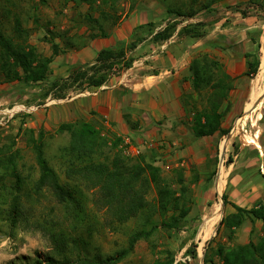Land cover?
Segmentation results:
<instances>
[{
	"label": "rangeland",
	"instance_id": "obj_1",
	"mask_svg": "<svg viewBox=\"0 0 264 264\" xmlns=\"http://www.w3.org/2000/svg\"><path fill=\"white\" fill-rule=\"evenodd\" d=\"M246 1L221 0L205 9L208 0H163V7L155 0H114L115 6L110 5L109 1L107 5L97 3L90 8L74 0H0V29L15 41L26 39L38 50V54L45 56L52 52L51 42L83 45L87 38L100 36L97 25L108 33L120 20L130 18L144 22L139 25L143 29L137 34L145 38L143 42L147 45L152 44L154 42L150 40L146 24L151 22L155 27H165L170 18L164 9L167 7L192 15L191 18L178 17L179 26L200 20L209 23L214 19H220L219 23L225 25L232 22L235 16H242L241 12H246V17L254 18L260 24L257 30L261 37V65V57L264 56V11L248 5ZM236 5L240 6V12L233 11ZM210 10L214 12L211 14ZM89 16L97 23L89 22ZM17 24L22 31L21 36L17 32ZM211 28L210 25L204 29ZM201 43L200 40L187 39L183 45L192 46L190 52H200L204 46ZM148 48L152 50L151 46ZM138 50L137 57H141ZM147 61H151V58ZM261 68L262 71L257 72L259 76L254 90L260 94L264 92V58ZM257 74L250 76L237 90L232 88L228 100L221 107L223 127L230 134L228 141L226 135L218 134L206 138L192 137L187 118H192L190 107L185 111L184 120L176 122L168 130L162 126V122H157L147 124L139 131L142 125L137 121L135 129L138 132L133 134L135 139L132 145L143 143L145 147L142 152L139 155H125L122 148L117 150L129 162L143 159L159 169L158 185H152L147 195V199L153 203L161 186L166 185L173 190L179 188L175 184L174 173L181 170L187 188L188 213L178 231L159 227L148 239L140 240L134 250L116 264H166L171 260L173 264H203V255L209 243L213 249L218 244L230 248L246 244L250 239L257 241L262 236V223L250 218H246L241 228L230 231L220 227L215 232L219 220L234 212L228 204L224 205L220 219L210 217L215 206L222 212L224 195L229 203L246 209L264 204V98L258 104V116L253 118V124L247 119L249 112L246 110ZM55 79L48 75L44 82L27 86L7 81L0 69V148L4 154L8 150L18 152L17 165L25 178L22 201L26 212V221L16 227L10 226L4 211L8 208L9 187L8 183L4 186L0 182V208L3 210L0 212V264H97L98 260L124 248L130 234L144 227L142 215L124 224L105 220L102 212L92 204L93 193L84 185L77 188L80 191L77 197L81 200L79 212L58 204L47 190L38 196L33 194L38 169L28 142V130H34L35 135L42 132L44 153L49 164L62 183L74 184L67 181L64 175L68 162L73 160L65 150L69 135L66 132L57 133L55 125L47 121L48 110L63 101L52 96L44 97L48 84ZM75 91L76 88L69 90L68 98ZM191 101V105L201 106L199 100L191 98ZM223 146L225 153L220 161ZM113 152L105 149L104 156H94L93 160L102 161ZM207 217L208 223L202 224ZM153 219L155 223H160L163 216L157 213ZM57 237L61 238L60 243L54 241ZM191 249L197 254L195 259L187 253ZM214 260L217 262V258Z\"/></svg>",
	"mask_w": 264,
	"mask_h": 264
},
{
	"label": "trees",
	"instance_id": "obj_2",
	"mask_svg": "<svg viewBox=\"0 0 264 264\" xmlns=\"http://www.w3.org/2000/svg\"><path fill=\"white\" fill-rule=\"evenodd\" d=\"M74 1L85 4L89 8L97 3L107 5L109 1L110 5L115 6L114 0ZM220 1L208 0L205 9ZM246 2L254 8L264 11V0H247ZM239 7L238 5L234 6L233 11L240 12ZM165 12L170 17L165 27L156 29L151 22L146 24L149 27L148 31L152 42L167 41L175 35L179 39L202 40L209 47L216 48L211 39L205 40L206 30L204 28L214 25L220 19H214L209 23L200 20L179 26L178 17L191 18L192 15L183 14L180 10H174L171 7L165 8ZM212 12L214 10L209 11L211 14ZM102 15L106 14L102 13ZM241 15L246 17V12H241ZM87 20L97 23L90 16ZM96 28L100 36L106 35L100 30L99 25ZM142 29L143 26L135 28L131 42L127 44L118 42L114 47L100 50L93 64L77 67L67 77L57 78L50 82L44 94L45 99L49 96L54 99H64L68 95L67 92L75 88L76 91H79L88 87H100L111 77L119 76L123 71L131 68L134 62V57L131 54L137 45L145 40L144 37L137 34ZM17 32L21 36L22 31L19 24H17ZM259 45L258 43L255 54H245V57L251 58L248 61L247 75L255 76L260 71L259 66H262L264 56L261 57L260 65ZM50 46L52 55H56L58 53L57 45L51 42ZM218 47L221 48V45ZM0 51V69L9 82L16 81L27 86L35 85L44 82L50 73L51 56L45 57L38 54L34 46L27 43L26 39L15 41L7 37L1 29ZM189 70L192 75L193 91L196 94V99L201 103L199 108L195 104L191 105L193 113L189 129L192 137L206 138L216 134L227 135L229 130L223 127L221 107L228 100L233 88L232 78L226 74L223 64L208 53H198L193 56L189 63ZM238 123L239 120L236 124ZM56 132H66L69 135V142L65 150L73 160L68 162L64 175L67 181L74 184L62 183L54 168L49 164L44 153L42 132L39 131L35 135L34 130H28L30 135L28 142L34 152L38 169V175L32 187L35 196L47 190L58 204L71 207L79 212L81 200L77 197V194L80 193L77 188L84 185L93 193V206L102 212L108 222L124 224L132 218L143 216L144 227L130 234L126 246L113 255L98 260L97 264L118 263L134 250L140 240L148 239L159 227L173 231L179 230L181 221L185 219L188 213L186 209L188 203L187 188L181 170L174 173V181L179 188L173 190L169 186H161L153 203L147 199V195L152 185H158L159 169L147 164L143 159L129 162L117 150L121 139L114 138V140L109 141L87 122L61 123ZM105 149L115 152L109 157H104L102 161L93 160L94 156H104ZM17 159V151L8 150L7 154H4L0 148V170H2L0 182L4 186L5 183H8L9 187L8 208L4 211L11 227H16L19 223L26 221V212L22 201L25 178L19 171ZM216 191L220 192L219 186H217ZM222 199L224 205H230L234 212L221 218L217 231L220 227L230 231L241 228L246 218H250L251 221L257 220L262 223L263 234L257 241L250 239L246 244H238L230 248L218 244L213 249L210 248L209 243L203 255V264H264V204L259 203L246 209L229 203L226 195L222 196ZM1 211L3 210L0 208ZM157 213L163 216L160 223L153 221V216ZM168 213L170 214L167 215ZM210 217L220 219L221 212L218 206H215ZM208 219V217L205 218L202 224L208 223ZM251 233H253V228ZM54 241L60 243L61 238L57 237ZM187 253L192 254L193 259L197 257L196 252L192 249L188 250ZM214 258H217V262ZM166 264H173V261L171 260Z\"/></svg>",
	"mask_w": 264,
	"mask_h": 264
},
{
	"label": "crops",
	"instance_id": "obj_3",
	"mask_svg": "<svg viewBox=\"0 0 264 264\" xmlns=\"http://www.w3.org/2000/svg\"><path fill=\"white\" fill-rule=\"evenodd\" d=\"M155 1L164 6L163 0ZM141 23L144 22H136L132 18L127 21L120 20L105 36L87 38L84 44L79 46L63 42L59 44L55 41L58 45V53L45 54V57H52L49 75L53 78H64L77 67L93 64L100 50L114 47L118 42H127ZM259 25L254 18L242 16H235L232 22L225 25L217 22L210 30H206L205 36V40L211 39L216 48H211L200 40L204 44L200 52H190L189 48L192 46L183 45L186 44L187 38L179 39L175 35L167 41L148 45L141 42L131 54L134 57L131 68L123 71L119 76L111 77L100 87L75 91L76 93L70 98L67 95L60 104L48 110L47 121L54 124L56 129L61 123L87 122L109 141L119 138L122 144L125 140H129L130 147L138 148L141 153L145 147L143 143L136 142V146L132 145V140L135 139L133 134L138 132L135 129V126H138L137 121L142 125L139 131L147 124L157 122H162V126L168 130L176 122L184 120L187 108L190 107L192 110L191 98L196 100V94L192 87L189 63L193 56L198 53H208L216 57L223 64L226 74L232 78V86L236 90L248 80L251 76L247 75L248 61L251 58L245 57V54L256 53L261 38L257 30ZM160 27L156 29H161ZM219 45L221 48L218 47ZM148 46H151V51L148 50ZM138 49L140 55L142 54L141 57H137ZM148 58H151V61H147ZM261 67L260 71H262ZM258 76L259 74L253 82L250 98L246 104L248 112L261 95L254 91ZM258 108L259 105L247 116L252 124ZM187 118L190 126L192 118L189 116ZM249 141L251 142L252 139Z\"/></svg>",
	"mask_w": 264,
	"mask_h": 264
},
{
	"label": "water",
	"instance_id": "obj_4",
	"mask_svg": "<svg viewBox=\"0 0 264 264\" xmlns=\"http://www.w3.org/2000/svg\"><path fill=\"white\" fill-rule=\"evenodd\" d=\"M264 98V92L255 100V102H254V104H253V106H252V108L250 109V111H252L260 102H261V100ZM249 111V112H250ZM229 137H230V134H227L226 135V141H228L229 140ZM224 153H225V146H223L222 147V150H221V153H220V161H222L223 160V155H224ZM223 208H224V204H222L221 205V210H222V212H221V214H223ZM220 221L221 220H219V222L217 223V225H216V227H215V232H216V230L218 229V227L220 226Z\"/></svg>",
	"mask_w": 264,
	"mask_h": 264
},
{
	"label": "built area",
	"instance_id": "obj_5",
	"mask_svg": "<svg viewBox=\"0 0 264 264\" xmlns=\"http://www.w3.org/2000/svg\"><path fill=\"white\" fill-rule=\"evenodd\" d=\"M121 148L123 149V152L125 155H139L140 154V150L138 148L130 147L129 140H125V142L121 144Z\"/></svg>",
	"mask_w": 264,
	"mask_h": 264
}]
</instances>
